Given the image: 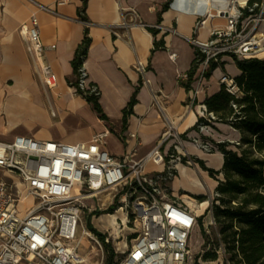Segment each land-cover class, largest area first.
I'll return each instance as SVG.
<instances>
[{
	"label": "built area",
	"instance_id": "obj_1",
	"mask_svg": "<svg viewBox=\"0 0 264 264\" xmlns=\"http://www.w3.org/2000/svg\"><path fill=\"white\" fill-rule=\"evenodd\" d=\"M68 1L61 0L59 4ZM170 7L197 19L194 35L189 39L197 66V85L189 91L192 103L207 88L203 84L207 73L214 65L221 66L224 57L264 60V0L253 4L250 0H171ZM214 20L223 23L211 26L206 41L199 40V31ZM155 28L161 29V25ZM170 32L175 33V29ZM19 33L45 91L54 90L57 78L46 53L56 46L43 43L35 14L21 25ZM171 59H177V55L172 54ZM136 69L141 75L147 70L140 62ZM187 79V74L180 78ZM87 80L82 69L78 89L98 95V89ZM219 84L233 95L239 92L228 74L219 79ZM52 115H56L53 110ZM216 120L202 104L195 125L198 136L189 138L202 152L216 151L204 141ZM109 134L105 130L87 143L75 144L28 136L0 140V173L11 177L7 181L0 176V264H83L85 258L79 253L82 243L94 242L101 250L104 242L110 243L109 237L103 242L86 227L82 213L93 211L86 201L110 191L117 193L114 199L121 201L118 210L126 214V224L119 220L120 231L132 225L136 234L127 250L122 251L124 258L116 259L114 264H192L190 244L200 215L181 197H169L166 186L176 177L178 165L190 158L184 135L169 127L152 151L135 159L134 151L121 158L109 154L104 148ZM130 138L138 137L130 133ZM228 143L236 148L241 145L240 141ZM149 165L156 169L149 171ZM28 200L31 206L22 214L21 205ZM120 233L116 239L121 244ZM224 261L222 264H230L229 260ZM100 264H105L104 252Z\"/></svg>",
	"mask_w": 264,
	"mask_h": 264
},
{
	"label": "crops",
	"instance_id": "obj_2",
	"mask_svg": "<svg viewBox=\"0 0 264 264\" xmlns=\"http://www.w3.org/2000/svg\"><path fill=\"white\" fill-rule=\"evenodd\" d=\"M60 1H0V102L29 103L33 115L28 127L12 136L10 141L16 136H28L40 141L87 143L95 134L109 130L104 147L109 154L121 158L134 151L135 159H142L169 127L188 138L197 137L193 128L199 118L200 106L207 97L220 91L219 79L225 73L232 78L241 74L236 61L224 57L221 66L214 65L209 71L210 76L207 73L203 82L207 88L192 103L189 92L179 81L189 72L195 59V49L189 41L197 20L194 15L171 7L162 12L167 0H86V24L79 18V10L84 6L82 0H69L64 4H59ZM33 14L39 20L43 43L56 46L55 50L47 51L46 60L58 84L50 94L44 92L46 99L43 97L44 87L19 33L21 25ZM160 14L161 31L154 38L146 27H155ZM124 22L128 25L124 26ZM221 23L222 20L208 21L207 26L199 31L198 39L206 41L211 26ZM86 27L91 44L83 69L88 83L98 87L99 102L109 121L100 120L92 105L75 94V89L69 85L75 81L72 61L84 39ZM170 29H175V33ZM261 30L264 31V23ZM155 40L163 41L165 49L153 52ZM172 54H176L177 59L172 60ZM139 62L147 69L144 75L136 69ZM196 80L195 72L192 88L196 87ZM137 88L138 102L123 131L124 110ZM222 125L230 128V141H241L239 131L215 124ZM130 133H135L138 138L131 139ZM108 140H114L118 149L109 148ZM215 141V144L208 141L217 151L210 157L220 156L222 168L224 156L217 150L220 142ZM228 149L237 150L231 144ZM201 153L199 160L207 161L203 157L205 153ZM155 169L148 166L149 171ZM181 175V186L200 192L195 179L202 177L194 176L188 169H183Z\"/></svg>",
	"mask_w": 264,
	"mask_h": 264
},
{
	"label": "trees",
	"instance_id": "obj_3",
	"mask_svg": "<svg viewBox=\"0 0 264 264\" xmlns=\"http://www.w3.org/2000/svg\"><path fill=\"white\" fill-rule=\"evenodd\" d=\"M170 2L171 0H167L162 12L170 8ZM261 2L262 0H250V4ZM85 11L84 2V6L79 10V18L87 24ZM157 25H161V14ZM146 29L154 38L161 31L155 27ZM90 44L89 29L86 27L84 39L72 61L75 81L69 85L76 90L77 95L82 96L92 105L100 120L109 121L99 102L98 87L93 83L90 84L98 89V95H96L89 91L84 93L77 86ZM160 49H165L164 42L155 40L153 52ZM235 61L241 71L238 77L233 78L239 89L238 94L233 95L221 86L218 93L207 97L203 102L207 111L217 118L216 123L230 126L242 135L241 145L236 151L228 149L230 146L228 142L217 144V150L224 156L221 171L208 169L202 160H197L201 167L213 177L223 175V179L218 180L215 205L210 210L214 224L218 227V237L215 242L207 235L200 223V218L198 223L204 248L222 243L226 246L227 253L231 255L233 264H264V60ZM196 67L194 59L187 73L188 79L179 81L187 92L192 89ZM142 85L143 81L140 80V86ZM138 89L124 110L123 131L127 128L129 118L134 114L133 109L138 102L136 99ZM201 121L202 119H199V122ZM193 129L195 130L196 126ZM113 207L108 209L109 213L114 212L112 210L116 208ZM88 225L104 242L105 236L95 231L92 220H89ZM104 245L107 249L110 248V245L105 242ZM200 258L204 262H214L219 257L216 249H212L204 252ZM107 262V264H114L113 250Z\"/></svg>",
	"mask_w": 264,
	"mask_h": 264
},
{
	"label": "rangeland",
	"instance_id": "obj_4",
	"mask_svg": "<svg viewBox=\"0 0 264 264\" xmlns=\"http://www.w3.org/2000/svg\"><path fill=\"white\" fill-rule=\"evenodd\" d=\"M46 91L49 94L51 93L49 89H46ZM44 92L45 89H43V97L46 99L47 94ZM29 105V103H20L18 101H11L6 103L0 102V140L10 141V138L12 136L17 134L21 130L23 131L24 129H26L28 127V124L33 121V115L30 112ZM228 131H231L230 128H227L223 125H214L212 126L211 131L208 133L210 134V136L204 137L208 138L209 140L207 141L211 142L212 144L216 143L215 139H217L220 143H225L230 141V133ZM183 140L186 142L185 147L186 151L189 153L190 158L182 161L181 165H178L175 174L176 177L172 179V181L166 183V186L169 189L167 193L169 197H181L184 201H186V198H184V196H188L189 198L194 200L198 208H193L198 211L200 215V223L203 225V228L206 231L207 235L210 237V239L215 242L216 238L218 237V227L215 224H212L213 218L212 215L208 213V211L211 210L212 207L215 205V190L218 186V180H222L223 176L220 174L213 177L208 171H205L197 162L198 159H201L200 156L203 155L201 153L202 151L195 147L192 141L189 140L187 136H183ZM108 146L109 148L113 147L118 149V145L116 142H114V140H108ZM216 152L217 151H213V153L210 154L203 152L205 153V156L203 157H205V159H207L208 161L207 162L203 160V162L205 163V166L208 169H213L214 171H221L222 168H220V156L215 155L210 157V155H213ZM183 169H188V171L193 173L194 176L196 175L202 177L201 179H195V177H193V179H195L199 184L200 192H197L196 190H189L181 186L182 184L180 181L183 179V176L181 175L180 177V172ZM0 176L4 177L7 181L11 180L10 176H6L1 173ZM115 194H117L115 191H110L104 193L102 196H99V198L97 199L86 201L89 208L93 210L92 212L85 210L82 213V219L86 227L91 230L88 224L89 220H92V224L94 225L95 231L104 235L106 238H110V248L107 249V247L103 245V250H101V248H99L94 242L88 243L86 241L82 243L79 248V253L85 258V262L83 264H100L103 260V252L105 254V264H107L108 257H111L112 250L114 253V263L116 259H123L124 255L122 254V251H126L128 246L131 245V242L136 237L133 226L128 225V228H125L123 232L120 233L121 241L123 242L120 244L119 241L116 239L117 234L113 232V224L110 220V217L108 216V214L110 215L115 213V210H112L114 211L113 213L108 212V209L110 207L114 206L113 208H116V210H118V204H121L120 199H114ZM31 203V200H28L21 205V207L24 208L22 209V214H25L27 212L28 208L31 206ZM72 245H76V242H73ZM190 245V249L192 252V264H222L223 262L225 263L224 259L230 260V264H233V262L231 261V255L227 253L226 246L224 244H212V246H208L207 248L203 247L204 241L201 236L199 223L195 231L193 232ZM212 249H216L217 253L220 252L222 249L221 253H218V260L214 262H204L200 258L201 255H203L204 252Z\"/></svg>",
	"mask_w": 264,
	"mask_h": 264
},
{
	"label": "bare ground",
	"instance_id": "obj_5",
	"mask_svg": "<svg viewBox=\"0 0 264 264\" xmlns=\"http://www.w3.org/2000/svg\"><path fill=\"white\" fill-rule=\"evenodd\" d=\"M178 7V6H177ZM261 57L264 58V51L261 54ZM184 198H186V201L189 205H191L194 208H198L197 204L194 202V200H192L191 198H189L188 196H184ZM205 205V204H204ZM201 212V210H200ZM110 217V220L113 224V232H115L116 234H119L120 231V222L119 220L122 219L124 221V223H127L126 220V214L123 212V210L119 209L117 212H115L114 214H110L108 215ZM102 218V217H101ZM128 228V227H126ZM192 253V252H191Z\"/></svg>",
	"mask_w": 264,
	"mask_h": 264
}]
</instances>
